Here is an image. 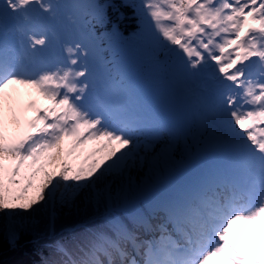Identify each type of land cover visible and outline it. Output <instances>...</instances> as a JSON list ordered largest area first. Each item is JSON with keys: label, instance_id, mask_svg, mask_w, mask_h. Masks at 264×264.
Instances as JSON below:
<instances>
[{"label": "snow or ice", "instance_id": "6c2138e0", "mask_svg": "<svg viewBox=\"0 0 264 264\" xmlns=\"http://www.w3.org/2000/svg\"><path fill=\"white\" fill-rule=\"evenodd\" d=\"M57 7L52 0H0V31L10 23L30 44L27 63L0 52V213L57 198L71 206L138 148L137 125L123 109L100 97L89 101L91 73L81 63L88 53L80 43L67 46L55 66L32 69ZM138 7L166 42L165 54L204 75L244 178L205 184L161 206L156 220L112 219L106 230L57 245L44 264H264V0H141ZM21 89L49 106L21 104ZM149 233L158 238H144Z\"/></svg>", "mask_w": 264, "mask_h": 264}, {"label": "trees", "instance_id": "16d2710c", "mask_svg": "<svg viewBox=\"0 0 264 264\" xmlns=\"http://www.w3.org/2000/svg\"><path fill=\"white\" fill-rule=\"evenodd\" d=\"M181 155L183 152L181 151ZM145 155L141 156L143 159ZM133 165L131 173L142 175L145 163ZM170 159L167 160L169 162ZM125 169L106 175L94 187L82 191L71 206L61 204L59 199L48 204L36 205L32 210H15L0 213V264H44L52 258L53 250L59 244L72 245L83 240L89 234L87 230L72 231L78 222L101 223V215L105 214L114 200L105 192V185L113 180L114 187L120 190L134 187L126 181ZM92 224V225H94ZM15 237L13 241L11 238Z\"/></svg>", "mask_w": 264, "mask_h": 264}, {"label": "rangeland", "instance_id": "374dc122", "mask_svg": "<svg viewBox=\"0 0 264 264\" xmlns=\"http://www.w3.org/2000/svg\"><path fill=\"white\" fill-rule=\"evenodd\" d=\"M155 148H156V146H155ZM154 148V149H155ZM156 155H157V153H156V151L154 152L153 151V153H147V156H145V168L147 167V165H149V164H151V163H153V161H150V159H154L155 157H156ZM135 164L134 162H130L129 164ZM7 214L8 213H5V216L7 217Z\"/></svg>", "mask_w": 264, "mask_h": 264}]
</instances>
